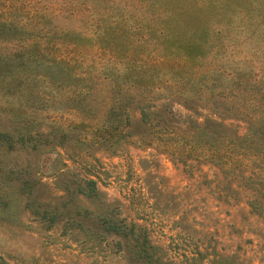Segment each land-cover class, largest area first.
Returning <instances> with one entry per match:
<instances>
[{
  "label": "rangeland",
  "instance_id": "1",
  "mask_svg": "<svg viewBox=\"0 0 264 264\" xmlns=\"http://www.w3.org/2000/svg\"><path fill=\"white\" fill-rule=\"evenodd\" d=\"M0 22L23 30L0 131L39 145L0 148V264H264V0H0Z\"/></svg>",
  "mask_w": 264,
  "mask_h": 264
},
{
  "label": "trees",
  "instance_id": "2",
  "mask_svg": "<svg viewBox=\"0 0 264 264\" xmlns=\"http://www.w3.org/2000/svg\"><path fill=\"white\" fill-rule=\"evenodd\" d=\"M23 30L21 27H17L11 24H7L4 22H0V39H8V38H19L22 35ZM162 34V35H161ZM159 35L163 37V31L159 32ZM164 39V37H163ZM203 43H186L182 44V46H172L163 43L167 50L175 51L174 57L183 54L182 58H192V57H199L201 58L205 54V48L202 46ZM167 51V52H170ZM166 52V53H167ZM166 57V56H161ZM13 63L10 62V58L7 60L0 61V81L5 82L7 81L8 73L10 72V68L14 67ZM20 67H24L25 69H30L33 73L34 72H42L45 76H47L51 82H56L60 85H71L73 83V78L70 74L69 66L63 62L59 61H51V62H43L39 61L35 58L34 62H28L27 60H22L17 64ZM128 73V74H127ZM127 78L132 83L142 82V76H131V73L127 72ZM120 100V99H119ZM216 106V103H215ZM232 107L226 106L224 108L225 112H227ZM141 117L143 121H148L149 113L145 112L141 109ZM182 117V116H181ZM249 133L248 135L251 138V145L252 147H256V144H264V114L255 119V121H249ZM221 126V125H220ZM214 128L209 127V125L197 128L196 131L200 135L201 138H204L205 142L212 145L216 140L214 136ZM28 129L24 132H21L17 129L16 133L13 132H6L0 131V148H6L8 150L15 149L17 147L23 149H36L39 145H37L36 137L31 135L30 133H26ZM29 132V131H28ZM248 139V138H247ZM262 162L264 163V158H261ZM264 171V170H262ZM258 188L256 191L260 193L259 198H255L251 202V206H255V209L259 210V213L264 214V200L260 201V199H264V181L259 180Z\"/></svg>",
  "mask_w": 264,
  "mask_h": 264
}]
</instances>
